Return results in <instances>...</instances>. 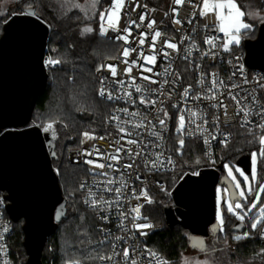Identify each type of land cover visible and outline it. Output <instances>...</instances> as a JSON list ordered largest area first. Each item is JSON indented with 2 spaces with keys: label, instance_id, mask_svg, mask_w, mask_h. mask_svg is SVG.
I'll return each mask as SVG.
<instances>
[{
  "label": "built area",
  "instance_id": "1",
  "mask_svg": "<svg viewBox=\"0 0 264 264\" xmlns=\"http://www.w3.org/2000/svg\"><path fill=\"white\" fill-rule=\"evenodd\" d=\"M238 1L236 0L237 3ZM111 3L112 0L102 11L109 8ZM260 3L264 10V0H260ZM193 5L202 6V0H191V3L189 0H184L183 5H176L173 0H170L168 8L165 10L151 7L145 0H125L124 7L119 12L117 30L109 28L108 21L105 19L103 23L107 29V34L101 35V21L100 19L98 21L99 35L104 39L119 43L116 56L104 60L101 64L114 65L117 75L113 77L111 72L106 67L101 68V65L98 67L100 70L95 71L98 89L103 87L106 93L110 92L114 97L109 100L107 95L104 97L99 95L103 102L111 106L110 113L105 120L107 131L104 133L87 132L90 136L95 137L94 139H86L83 135L84 132L80 137L78 146L68 152L67 159L70 165L82 167L85 170V175L79 183L82 201L84 207L93 213L96 219L99 246L102 250L101 255H112V245H117L115 250L120 255L115 257L116 264H124L122 256L124 248L129 249L130 259H136L137 264H157L156 258L150 255V253L156 252L148 246L147 242L160 228L145 217L144 210L149 203L141 194L143 191H147L148 198L152 200L153 191L166 189V182L160 176L170 174L177 169V154L186 151L189 142H198L204 160L210 165V168H213L212 165L216 162L218 149L225 147L221 141L227 136V145H229L234 139L233 129L235 127L247 131L262 130L258 125L264 123V116L261 115L264 113V87H261L264 84V71L251 70L247 67L244 43L256 38L259 26L263 22L259 25L251 24L250 30L241 32L240 44H232L229 46V50L225 51L222 48L223 33L213 30V25L216 23L215 15L209 13L202 17L199 15L200 8H194ZM173 8H178V16L173 13ZM194 12L195 16H193ZM166 13L167 15H165ZM141 15L146 17L143 22L139 20ZM174 19H179L181 24L174 23ZM132 20H135L140 27L132 26L129 36L131 43L126 44L117 37L125 34L123 29L128 27ZM151 20H155L156 23L153 25V29H148L147 24ZM189 20L192 22L189 23ZM205 25L208 27L206 28ZM156 30L160 31L162 35L157 39L153 50L151 38ZM141 33L146 34L147 37L143 45L138 43ZM212 36L218 37L215 48L204 43L206 37ZM166 40L176 43L178 51L163 47ZM124 48H136L137 51L130 52V55L125 58L122 56ZM210 48L215 56L204 55V53L209 52ZM141 51L144 55H155V65L144 63L139 58ZM164 51L169 53L167 57L163 56ZM50 59L46 56L45 67L47 71L57 68L56 64L48 63ZM125 59L128 60L129 64L133 60L137 61V64L132 66L130 75H126L124 72L128 66L123 62ZM140 64H143L145 68L151 67L152 72H142L141 68L137 66ZM213 73H215L218 84L216 88H212ZM142 75L151 76L152 80L157 81V83L142 80L140 78ZM132 77H135V85L141 87L140 93L136 92L134 86H130L133 84ZM102 79L103 84H101ZM121 80L124 81L123 86L117 83ZM201 80L203 83L200 82ZM219 81H223V84H219ZM232 85H238V87L233 88ZM157 89L158 91H154ZM185 89H188L187 96L184 95ZM229 89L234 94H238V99H241V107L249 112L247 119L250 123L244 127H241L244 114L236 115V104L227 95ZM212 92H215L219 99H222L228 106L227 117L224 115L223 108L212 106L218 103L217 100L204 98L211 96ZM126 93H131V101L134 103L129 101ZM222 93L223 95H221ZM141 96L146 100H156L157 103L154 106L141 104ZM196 96H199L200 99L193 98ZM245 97L247 99H244ZM253 97L256 98L255 101ZM125 108L128 109L129 113L136 112L139 115L133 117L119 111ZM161 108L168 113L167 118L164 116V112L158 111ZM189 110L197 113L196 117H191L195 123L188 122ZM181 114L185 116L184 145L178 152L177 149L180 147L178 140L181 134L176 132V128L178 117ZM113 116L120 117V120H113ZM217 116L219 117L218 121L216 120ZM160 119H165L166 128L161 127ZM141 123L144 127H134L135 124ZM118 124L131 135L121 133L117 127ZM197 125H200L199 129ZM189 130L192 131L191 136L187 134ZM153 131L160 133L162 139L151 135ZM121 136H124L123 140L120 139ZM99 137H105V139L101 140ZM128 140H135L137 143L129 144L127 143ZM121 145L124 150L119 153L118 162L98 159L94 152V149L98 148L100 153L105 156L114 155L116 154L115 149ZM128 149H131L133 154L141 152L142 155L130 157L126 154ZM88 152H93V155H86ZM157 155H160L159 160H157ZM169 157L172 163L168 162ZM87 160L104 163L105 167L103 169L96 168L86 163ZM151 161H156L157 166L152 167ZM109 163L113 164L114 167L108 168ZM129 163H133L134 166L125 168L124 165ZM200 171L195 174H199ZM102 172L107 173V175H100ZM108 180H112L113 183L107 184ZM106 188H111L112 191H106ZM116 188H121L119 198L115 192ZM89 193L93 195L90 196ZM136 197L140 198L137 199ZM101 198L112 201L111 207L99 205L94 208L91 205V200H100ZM0 201H2L0 202V264H5V262L12 264L10 240L13 235V222L6 213L7 202L2 192H0ZM138 205H142V207H140L139 218H135L137 213L132 209ZM119 212L125 213L122 228L118 227L121 222ZM103 216H107L108 220L101 219ZM134 224H150L151 227L137 230L133 227ZM141 232L147 234L141 235ZM258 235L264 244V222L259 227ZM117 236L123 237V239L116 241L115 237ZM102 241L104 243H101ZM156 254L160 260L166 261V264H171L169 259L159 253ZM98 264H113V262L98 260Z\"/></svg>",
  "mask_w": 264,
  "mask_h": 264
},
{
  "label": "trees",
  "instance_id": "2",
  "mask_svg": "<svg viewBox=\"0 0 264 264\" xmlns=\"http://www.w3.org/2000/svg\"><path fill=\"white\" fill-rule=\"evenodd\" d=\"M2 1L0 0V37L9 17L34 8L51 28L46 55L51 60L59 61L56 69L48 71V84L39 97L31 123L41 128L48 123L52 124L48 132L52 135L58 157L53 161V167L67 208L66 219L58 225L55 234L46 243L42 262L65 264L67 261H80V264H98L97 257L102 250L96 230L97 222L93 213L84 207L79 189L85 170L70 165L67 156L71 149L78 146L84 132L107 131L105 120L111 106L99 97L95 71L104 60L116 56L119 48V43L104 39L98 33L99 14L111 0H98L95 7L92 6V0H15L20 10L13 14H10ZM145 1L149 6L161 10L167 9L170 2ZM242 2L245 10L248 9L247 5L250 8L254 6L252 0ZM259 6L263 9L261 3ZM86 27H91L93 31L83 33ZM233 130V141L218 149L213 168L221 165L224 167L227 162L235 164L243 155L261 148L258 139L261 131H247L236 127ZM176 159L177 169L160 176L166 182V189L154 191L152 202L145 207L144 215L160 228L149 238L148 246L169 259L171 264H182L184 252L192 249L189 232L179 225L170 228L166 223L164 208L173 204L171 193L184 176L210 168V165L204 160L198 142L194 141L189 142L186 151L177 154ZM224 173L223 170L222 175ZM259 178L257 186L264 180V157L259 162ZM254 195L255 193L249 198L250 201ZM237 223L243 224V231H233ZM248 223V218L241 222L229 213H224L222 229L211 236L219 246H225L227 241L234 245V251L244 263L264 264V244L259 238V229L251 232ZM22 226L23 221L13 223L10 240L12 264L27 262ZM245 232L249 233L247 238L234 240L235 235Z\"/></svg>",
  "mask_w": 264,
  "mask_h": 264
},
{
  "label": "water",
  "instance_id": "3",
  "mask_svg": "<svg viewBox=\"0 0 264 264\" xmlns=\"http://www.w3.org/2000/svg\"><path fill=\"white\" fill-rule=\"evenodd\" d=\"M50 32L42 16L31 8L9 17L0 37V192L7 202L9 219L13 223L23 221L26 264H43L48 239L67 217L53 167L58 157L52 135L31 125L49 80L45 60ZM244 50L247 67L264 71V22L256 38L244 43ZM235 164L251 175L250 153ZM223 170L221 165L184 176L171 193L173 204L164 208L170 228L179 225L189 232L190 248L222 229L216 221L218 186L226 188L233 205L242 202L233 182L222 175ZM226 197L224 193L223 199ZM243 227L237 223L233 231H243Z\"/></svg>",
  "mask_w": 264,
  "mask_h": 264
},
{
  "label": "snow or ice",
  "instance_id": "4",
  "mask_svg": "<svg viewBox=\"0 0 264 264\" xmlns=\"http://www.w3.org/2000/svg\"><path fill=\"white\" fill-rule=\"evenodd\" d=\"M97 2H98V0H92V6L95 7ZM173 2L176 5H183L184 0H173ZM189 3H191V0H189ZM124 4H125V0H112V3L110 4L109 8L105 9L104 11H102L99 14V19L101 21V24H100V34L101 35H106L107 34V29L105 28V25L103 23L105 21V19H107V21H108L109 28H111L112 30H117V24H118V21H119V12L124 7ZM77 7H79V6H77ZM137 7H139V5H137ZM193 7L194 8H197V7L200 8L199 15L202 16V17L208 15L209 13H212V14L215 15L216 23H215V25H213V30L214 31H218L220 33H223L224 43L222 44V48L225 51H228L229 50V46L232 45V44H235V45H239L240 44V38H241L242 30H250L251 29L252 25L249 24V23H246L244 21V17L246 15H250L253 18H255L256 15H257L255 13L246 12L245 10H242L241 5H239L236 2V0H202V6L201 5H193ZM172 11H173V13L176 16L179 15L178 8H173ZM165 15H167V13ZM193 16H195V12L193 13ZM145 18H146L145 15H141L139 17V20L141 22H143L145 20ZM173 22L176 23V24H181V21L179 19H174ZM188 22L191 23L192 21L189 20ZM155 23H156L155 20H151L147 24V28L148 29H153V25ZM133 25H135L136 27H140V25L137 24V22L135 20L130 21L128 27L123 29V32L125 34L121 35V36H118L117 39L123 40L126 44L131 43V41H129V36L131 35V28H132ZM205 27L207 28L208 25H205ZM92 31H93V29L91 27H86V28L83 29V33H90ZM140 35H141V38L139 39L138 43H139V45H143L145 43V39L147 37H146V34H144V33H141ZM161 35H162L161 32L158 31V30H156L154 32V35H152L151 47H152L153 50L155 49L157 39L159 37H161ZM217 40H218V37H216V36L206 37L205 40H204V43L210 45L211 48H215L217 46L216 45V41ZM163 47H166L168 49H172L174 51H178L177 44L173 43L171 41H167L166 40L164 42V44H163ZM211 48L209 49V52L204 53V55L211 54V55L215 56V53L211 52ZM135 51H137L136 48H131V49L124 48V50L122 52V56L127 58L130 55V52H135ZM162 54L165 57H167L169 55V53L166 52V51H164ZM139 58L142 59L144 61V63H146V64L155 65V63H156V56L155 55H144V53L142 51L139 52ZM123 62L126 65H128L125 68V70H124L125 74L126 75H130L131 71H132V66L136 65L137 61L133 60L131 62V64H129L128 60L125 59ZM48 63L49 64H56V63H59V61L50 59L48 61ZM137 66L141 68L142 72H148V73L152 72V68L151 67L145 68L143 66V64H140V65H137ZM100 67L101 68H105L106 67L111 72V75L113 77H115L117 75L116 67L114 65H111V64H109V65H101ZM97 70L99 71L100 69L98 68ZM157 75H159V73H157ZM212 76H213L212 88H216L218 86V84H217V80L215 79V73H213ZM140 78L142 80L149 81L150 83H157V81L152 80L151 76H148V75H142ZM132 80H133V84L130 85V86H134L136 92L140 93L142 91V89H141V87L139 85H135V77H132ZM200 82L203 83V80H201ZM103 83H104V81L102 79L101 80V84H103ZM117 83L120 84L121 86H123L124 81H122V80L121 81H117ZM165 83H167V81H165ZM219 84H223V81H219ZM231 87L235 88V87H238V85H232ZM261 87H264V84H262ZM154 91H158V89L154 90ZM209 91H212V89H209ZM99 95L101 97H104L105 95H107V99H109V100H112L114 98L110 92L106 93V91H105V89L103 87L100 88ZM184 95L185 96L188 95V89H185ZM221 95H223V93ZM227 95H228V98H230L236 104V115H240V113L244 114V120L241 123V127H244L246 124L250 123V121L247 119V117L249 115V112L246 111L244 107H241V99H238V94H234L229 89ZM126 96H127V98L129 99L130 102L134 103V101H131V93H126ZM193 98L194 99H200L199 96H196V97H193ZM204 98L205 99H210V100H217L218 103L217 104H213L212 106L213 107L223 108L225 117L228 116V113H227V107L228 106L224 103V101L222 99H219V97L216 95L215 92H212L211 96H205ZM244 99H247V97H245ZM255 99L256 98L253 97L254 101H255ZM140 103L141 104H150V105L154 106L157 103V101L156 100H146L143 96H141L140 97ZM174 107H175V105H174ZM119 111H123L124 113H126V114H128L130 116H133V117L139 115V113H136V112L129 113L127 108L120 109ZM158 111L164 112V116L167 118L168 113L164 109L161 108V109H158ZM188 115H189V121L188 122L189 123H195V121L192 120L191 117H196L197 113L194 112V111L189 110ZM261 115L264 116V113H261ZM112 119L116 120V121H119L120 117L113 116ZM216 120L217 121L219 120L218 116L216 117ZM149 123H151V121H149ZM205 123H207V121H205ZM159 124L161 125L162 128H166L167 127L166 123H165V119H160L159 120ZM117 127H118V129H119V131L121 133H124L125 135H131V133L130 132H126V129L124 127H121L120 124H118ZM134 127L141 128V127H144V125L142 123L141 124H135ZM258 127L260 129L264 130V123H260L258 125ZM51 128H52V124L49 123L44 128V131L48 132ZM197 128L199 129L200 125H197ZM184 129H185V116L183 114H181L178 117V126L176 128V132L181 134L180 138L178 140V143H179V146H180L177 149L178 152L183 148V145H184V139H183ZM187 134L189 136H191L192 135V131L189 130ZM53 135H55V133H53ZM83 135H84V137L86 139H94L95 138V137L90 136L89 133H87V132H85ZM151 135L162 139V136H160V133H158V132L153 131V132H151ZM99 139L103 140V139H105V137H99ZM120 139L123 140L124 136H121ZM214 139H215V137H214ZM227 139H228V137L225 136L224 140L221 141V143L225 144V146L227 145ZM258 139H259V144L262 146L260 148V150H259V155L261 157H264V135H260ZM117 143H119V141H117ZM127 143L136 144L137 141L128 140ZM205 143H207V140H205ZM123 150H124L123 146L121 145L120 147H117L115 149L116 154H114V155L113 154H109V155L105 156L104 154L100 153L98 148L94 149V152H95L96 156L98 157V159H109V160L118 162L119 158H120L119 157V153L121 151H123ZM126 154L129 155L130 157L133 156V155L134 156L142 155L141 152H136V153L133 154L131 149H128ZM86 155L91 156V155H93V152H88V153H86ZM159 159H160V155H157V160H159ZM251 159H252V179L255 180V178H256V162H257V153L256 152H253L251 154ZM168 162L172 163V160H171L170 157H169ZM86 163H88L90 165H93L94 167L100 168V169H103L105 167L104 163H97L94 160H87ZM151 164H152V167H156L157 166V162L156 161H151ZM133 166H134L133 163H129V164H125L124 165L125 168H132ZM146 166H147V162H146ZM107 167L111 169V168L114 167V165L109 163L107 165ZM225 167L227 168L228 166L225 165ZM237 171H240V170L237 169ZM240 174L242 176H244L243 172H241ZM100 175L106 176L107 173H103L102 172V173H100ZM228 175L229 176L233 175L231 168L228 169ZM137 179H139V177H137ZM233 179H235V177H233ZM248 179H249L248 176H244V180H245L246 183H247ZM106 183L107 184H112L113 181L112 180H108ZM81 187H83V185H81ZM236 187L240 188L239 182H237ZM105 190L109 191V192L112 191L111 188H106ZM115 192L118 194V198H119V194L121 193V188H116ZM218 192H219V190H218ZM247 192H248V195H252V193H253V189H252V187L250 185L247 187ZM262 193H264V185H260L259 191L255 192V198L251 201V203L247 206V208H245V204H242L241 202H235L234 206H233V203H228L227 211L229 213L237 215L238 219L243 220L248 212H251L253 209H256L258 204H260V202H261V194ZM89 195L91 196L93 194L89 193ZM141 195L146 198L148 203L152 202L148 198L147 191H143ZM239 195H240V197H241V199L243 201L247 202L248 197L245 195V191L243 189L240 191ZM136 198L139 199L140 197H136ZM0 202H2V201H0ZM86 203H88V201H86ZM90 203H91V205L94 208L99 206V205H108L109 207H111L112 201L104 200L103 198H101L100 200H91ZM140 207H142V205H138L136 208L132 209V211L137 213V216L135 218H139ZM237 209H239L240 212H236ZM101 210H103V209H101ZM118 215L121 217V222H120V225H118V227L122 228L123 227V217L125 216V213L119 212ZM101 219L107 221L108 217L107 216H103V217H101ZM217 219L220 221V223L222 225L223 219H222V214L220 213L219 208H218V213H217ZM262 222H264V205L259 207V218L256 219L251 224V228L253 230H255L257 228V226L259 224H261ZM133 227L136 228L137 230H140V229H144V228H150L151 225L150 224H134ZM146 234L147 233L141 232V235H146ZM109 235H110V233H109ZM248 236H249V233L245 232L243 234V236H237V237H235V239L236 240H240V239L247 238ZM115 239H116V241H120V240L123 239V237L117 236V237H115ZM101 243H104V241H102ZM112 247H113L112 255H108V256L101 255V256H98L97 258L99 260H101V261L107 260V261H112L113 264H116L115 257L120 255V253L116 252V250H115L116 247H117L116 244H113ZM150 255L156 258L157 264H166V261L160 260V258L157 256L156 253H150ZM122 256H123L124 264H137V260L136 259H134V258L130 259V251H129L128 248H124L122 250ZM5 264H6V262H5ZM71 264H80V261H72ZM186 264H189V262L186 261ZM196 264H206V262H199L198 261V262H196Z\"/></svg>",
  "mask_w": 264,
  "mask_h": 264
},
{
  "label": "rangeland",
  "instance_id": "5",
  "mask_svg": "<svg viewBox=\"0 0 264 264\" xmlns=\"http://www.w3.org/2000/svg\"><path fill=\"white\" fill-rule=\"evenodd\" d=\"M64 1H67V0H63V2ZM252 2H254V6L252 8L248 7V5L246 4L247 5V8H248L247 10L244 9V4H243L242 0H239L238 1V4L241 5L242 10H245L246 12H251V13L257 14L255 18H253L250 15H246L244 17V21L245 22L246 23H249V24H253V25H259L262 22H264V10L261 9L260 6H259L260 0H252ZM2 3H3L4 6H7V8L10 11V14H13V12H17V10H20V8H18V5L15 2V0H3ZM17 14H21V13L18 12ZM242 31H244V30H242ZM48 124H46V126ZM46 126H44L42 128L43 131H44V128ZM260 135H264V130H261ZM259 150L253 151V152H256L257 153L256 178H255V180L252 179V173H251V175H247L236 164L227 162V163H225V165L228 166L227 168L224 165V172H225L224 174L233 182V184L235 185V188H236L238 194L243 189L245 191V195L248 197L247 202H245L243 200H242V202L241 201H238V202H241L242 204H245V208H247V206L251 203V201L249 200V198L255 192L259 191L260 185H264V180H262V182L260 183V185L257 186L258 185V182H259V179H260L259 178V162H260L261 156L259 155ZM251 161H252V159H251ZM229 168H231V170H232V174H233L232 176H229L228 175V169ZM237 169H239L240 171H237ZM241 172L244 173V176H248L249 179H248L247 183L244 180V176H242L240 174ZM233 177H235V179H233ZM237 182H239L240 188H237L236 187ZM249 185L253 189L252 195H248V192H247V187ZM218 190H219V192H218ZM153 193H154V191L152 192V196H153ZM224 193L227 195V197H226L225 200L223 199V194ZM254 198H255V195L253 196V199ZM228 203H231V201H230V199L228 197L226 188H225V191H224L221 186H218L216 188V221L220 225H221V223L217 219L218 208L220 210V213L222 214V219H223V222H224V213H229L227 211V205H228ZM262 205H264V193L261 194V202H260V204H258L257 208L256 209H253L251 212H248L247 215L245 216V218L243 220L238 219L237 218V215H234L232 213H229V214L231 216L235 217L237 220H239L241 222H245L246 221V218H248V220H249V223L248 224L250 226V231L251 232H256V231H258V229H259V227H260L261 224H259L255 230H253L251 228V224L256 219L259 218V207L262 206ZM236 212H240V210L237 209ZM222 225H223V223H222ZM237 236H243V234H241V235H235L233 237L234 240H236L235 237H237ZM186 261H188L189 264H196V262H198V261L199 262H206V264H246L241 259H239L238 255L234 251V245L232 246V244L230 242H228V241L225 242V246H219V244H217L216 242L210 241V242H208V245L207 246H206L205 243H203L201 245H198V246L192 248L191 250H186L184 252L183 256H182V264H186ZM71 262L72 261H67L65 264H71Z\"/></svg>",
  "mask_w": 264,
  "mask_h": 264
},
{
  "label": "flooded vegetation",
  "instance_id": "6",
  "mask_svg": "<svg viewBox=\"0 0 264 264\" xmlns=\"http://www.w3.org/2000/svg\"><path fill=\"white\" fill-rule=\"evenodd\" d=\"M222 176V175H221ZM224 191H225V189H224ZM212 235H214V234H212ZM214 238H213V236H211V233H209V236L208 237H206L205 238V240L203 241L205 244H206V246L208 245V242H210V241H214L213 240Z\"/></svg>",
  "mask_w": 264,
  "mask_h": 264
}]
</instances>
